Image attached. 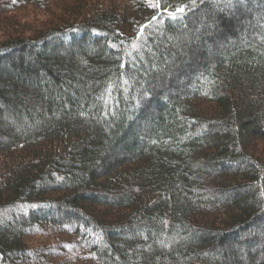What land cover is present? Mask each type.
<instances>
[{
	"label": "trees",
	"instance_id": "obj_1",
	"mask_svg": "<svg viewBox=\"0 0 264 264\" xmlns=\"http://www.w3.org/2000/svg\"><path fill=\"white\" fill-rule=\"evenodd\" d=\"M1 30L0 264H264V0H0Z\"/></svg>",
	"mask_w": 264,
	"mask_h": 264
},
{
	"label": "rangeland",
	"instance_id": "obj_2",
	"mask_svg": "<svg viewBox=\"0 0 264 264\" xmlns=\"http://www.w3.org/2000/svg\"><path fill=\"white\" fill-rule=\"evenodd\" d=\"M50 11L54 13L56 12L58 13L59 8L57 9L56 7H54V9H51ZM9 14H13V16L18 17L19 20L25 21L26 24L28 23V25H30L31 28L33 29V32H34V29L35 31H38L41 28V26L47 25L54 18L53 15L49 13L43 12L42 10H38L36 8H31V7L21 10V12L20 11L16 13L11 12ZM27 31L32 32L29 29ZM4 35H5V32L1 30L0 31V42L3 39H5ZM248 236H250V234H248Z\"/></svg>",
	"mask_w": 264,
	"mask_h": 264
},
{
	"label": "snow or ice",
	"instance_id": "obj_3",
	"mask_svg": "<svg viewBox=\"0 0 264 264\" xmlns=\"http://www.w3.org/2000/svg\"><path fill=\"white\" fill-rule=\"evenodd\" d=\"M149 6L153 7L155 9L160 10L161 9V0H148ZM229 5H231V0H228ZM196 0H191V6H195ZM163 11L167 12V15L171 19H176L177 18V13H184L185 12V7L184 6H179L177 7L174 11H168L167 6L165 5L163 8ZM153 19H157V17H153ZM141 32H143V28L140 29ZM116 45H113L115 47ZM147 95V93H145Z\"/></svg>",
	"mask_w": 264,
	"mask_h": 264
}]
</instances>
